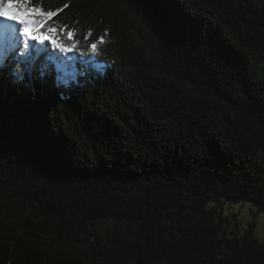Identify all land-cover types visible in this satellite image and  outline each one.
<instances>
[{"label":"trees","instance_id":"16d2710c","mask_svg":"<svg viewBox=\"0 0 264 264\" xmlns=\"http://www.w3.org/2000/svg\"><path fill=\"white\" fill-rule=\"evenodd\" d=\"M65 4L72 51L3 50L0 264H264V0L29 5ZM226 202L254 205L243 234Z\"/></svg>","mask_w":264,"mask_h":264},{"label":"rangeland","instance_id":"374dc122","mask_svg":"<svg viewBox=\"0 0 264 264\" xmlns=\"http://www.w3.org/2000/svg\"><path fill=\"white\" fill-rule=\"evenodd\" d=\"M30 7V5H28ZM51 26L50 21L48 20L47 26L41 29L42 32L45 34H49L47 31V27ZM22 26L19 24H16L11 21H5L3 19H0V57L4 55V49L8 46L10 47L11 45H15L17 42V39L19 36V31L12 32L11 29H20ZM24 39V37L22 36ZM32 41V40H30ZM29 41V42H30ZM47 42L45 41L44 43H40L38 41H32L30 42V48L29 50V57H28V62L32 61L33 57L39 56L41 52H44V48H46ZM74 59H69V62L73 64ZM59 70H60V76L58 77L59 80H67L69 82V87H73L71 85L72 81H77L80 82L82 77L86 75L85 71H80L76 67L70 68L68 70L67 62L64 60H58ZM72 66V65H71ZM84 66V65H83ZM87 67H97L100 71L103 70L100 65H95L94 63H90L89 66ZM225 215L230 217L231 219V225L235 226L238 225L241 233L243 234L245 230L248 228V225L250 222L255 219V216L253 214L254 210V205L249 202H226L225 204ZM256 220V231H257V239L260 241L264 242V213H261L258 215V217L255 219Z\"/></svg>","mask_w":264,"mask_h":264},{"label":"snow or ice","instance_id":"6c2138e0","mask_svg":"<svg viewBox=\"0 0 264 264\" xmlns=\"http://www.w3.org/2000/svg\"><path fill=\"white\" fill-rule=\"evenodd\" d=\"M29 4H31V0H0V19L11 21L22 26L18 30L11 29V31H19V34L24 37L23 44L25 49L30 47V40L38 41L40 43L51 40V42L60 48L61 51H72V48H65L63 44H57L52 36L41 31V29L47 26L48 20L52 17H57V19H59L58 12L63 11V8L68 7V5L65 4L56 10H46L42 5H33L29 7ZM47 31L49 33H56L58 29L56 27L48 26ZM66 34L69 38H72L75 34V30L67 31ZM88 35L91 37V32H89ZM98 43L100 45L107 43L104 39V35L99 37L98 42L90 41L89 47L93 54H96L99 51ZM2 62L3 57H0V64H2ZM57 83L58 85L63 84L65 87L69 86L67 80L61 81L58 79Z\"/></svg>","mask_w":264,"mask_h":264}]
</instances>
